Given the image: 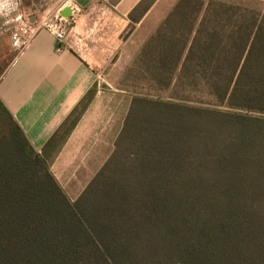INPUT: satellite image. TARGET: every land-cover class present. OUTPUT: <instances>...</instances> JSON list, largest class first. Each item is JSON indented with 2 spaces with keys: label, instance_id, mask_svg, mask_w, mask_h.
<instances>
[{
  "label": "trees",
  "instance_id": "1",
  "mask_svg": "<svg viewBox=\"0 0 264 264\" xmlns=\"http://www.w3.org/2000/svg\"><path fill=\"white\" fill-rule=\"evenodd\" d=\"M115 151L76 201L0 103V264H264V4L178 0ZM164 93V95H163Z\"/></svg>",
  "mask_w": 264,
  "mask_h": 264
},
{
  "label": "crops",
  "instance_id": "2",
  "mask_svg": "<svg viewBox=\"0 0 264 264\" xmlns=\"http://www.w3.org/2000/svg\"><path fill=\"white\" fill-rule=\"evenodd\" d=\"M176 1L72 0L60 12L69 10L74 17L62 42L41 30L16 53L10 36L19 1L0 0V103L37 153L94 92L75 128L51 154L50 170L72 202L113 155L133 99L152 90L129 85L127 75L133 65L144 73L142 49Z\"/></svg>",
  "mask_w": 264,
  "mask_h": 264
},
{
  "label": "rangeland",
  "instance_id": "3",
  "mask_svg": "<svg viewBox=\"0 0 264 264\" xmlns=\"http://www.w3.org/2000/svg\"><path fill=\"white\" fill-rule=\"evenodd\" d=\"M19 9H18V16L15 20V27L13 28L11 32V46L14 50V52L18 53L21 49V43L15 44L12 40V36L14 33H16L21 26L24 24H27L28 22L32 25L38 24L40 21L52 18L55 19L61 10L65 7H69L72 3V0H18ZM173 1V0H171ZM175 1V0H174ZM177 2V1H176ZM35 17L36 20L34 23L31 22V18ZM140 37L138 36V39ZM126 63H128V60L123 61V68L126 67ZM129 65L127 66V68ZM139 67L135 68V65H133L132 72L127 75V79L129 82V85L142 87L144 89L152 88L154 89L153 84L150 80H147L144 75V73L139 71ZM164 95V93H163Z\"/></svg>",
  "mask_w": 264,
  "mask_h": 264
},
{
  "label": "built area",
  "instance_id": "4",
  "mask_svg": "<svg viewBox=\"0 0 264 264\" xmlns=\"http://www.w3.org/2000/svg\"><path fill=\"white\" fill-rule=\"evenodd\" d=\"M76 11V9L71 10L72 13ZM73 22V15L65 18L61 15V13H59L55 19L47 18L35 25H32L28 22L27 24L21 26L19 30L13 34L12 40L15 44L21 43L22 49L27 46L41 30H46L54 35L59 42H62L65 39L66 33L72 27Z\"/></svg>",
  "mask_w": 264,
  "mask_h": 264
},
{
  "label": "water",
  "instance_id": "5",
  "mask_svg": "<svg viewBox=\"0 0 264 264\" xmlns=\"http://www.w3.org/2000/svg\"><path fill=\"white\" fill-rule=\"evenodd\" d=\"M63 17H65V18H68V17H69V10H66V11L63 13ZM35 20H36L35 17H32V18H31V22H32V23H34Z\"/></svg>",
  "mask_w": 264,
  "mask_h": 264
}]
</instances>
